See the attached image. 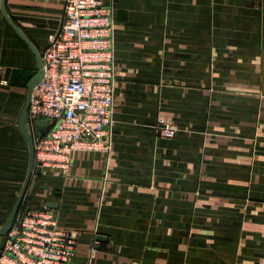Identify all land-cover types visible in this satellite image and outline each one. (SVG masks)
<instances>
[{"label": "crops", "instance_id": "1", "mask_svg": "<svg viewBox=\"0 0 264 264\" xmlns=\"http://www.w3.org/2000/svg\"><path fill=\"white\" fill-rule=\"evenodd\" d=\"M115 1L112 149L34 169L17 214L49 203L77 234L74 264H264V0ZM63 7L6 0L40 53ZM36 65L0 0V227L29 166L12 73Z\"/></svg>", "mask_w": 264, "mask_h": 264}, {"label": "built area", "instance_id": "2", "mask_svg": "<svg viewBox=\"0 0 264 264\" xmlns=\"http://www.w3.org/2000/svg\"><path fill=\"white\" fill-rule=\"evenodd\" d=\"M115 0H64L59 27L41 52L43 76L28 108L35 164L67 175L78 150L112 149L117 80ZM36 120H46L36 134ZM158 132L173 138V120L160 116ZM76 232L59 225L52 208L16 215L0 249V264H74Z\"/></svg>", "mask_w": 264, "mask_h": 264}, {"label": "water", "instance_id": "3", "mask_svg": "<svg viewBox=\"0 0 264 264\" xmlns=\"http://www.w3.org/2000/svg\"><path fill=\"white\" fill-rule=\"evenodd\" d=\"M1 9L4 17L6 18L7 22L24 38V40L27 42V44L30 46L32 51L34 52L37 60V65L34 70H13L12 78L20 77L22 78L21 83L26 86L27 88V94H26V103L25 106L21 112L20 119H19V128L22 132V134L25 136L28 145H29V166H28V172L24 181V184L22 186V189L20 191V194L17 198V201L9 214L7 220L4 222V224L0 227V249L3 248L6 235L8 231L10 230L16 215L19 211V208L21 206V203L23 201V198L25 196V193L27 191L32 173L34 169L36 170V173L41 172V165L40 163L35 164L34 159V147H33V137L30 132L29 128V116H28V108L30 104V98H31V92L34 85L40 81V79L43 76V61L41 57V53L36 48V46L32 43V41L28 38V36L21 30L19 26H17L14 21L11 19V17L8 15L6 10V0H1ZM47 125L46 120H36L35 126H36V134L39 135L43 131V128ZM46 206L50 207L51 205L49 203L45 204ZM29 209V206L25 209L27 211Z\"/></svg>", "mask_w": 264, "mask_h": 264}, {"label": "trees", "instance_id": "4", "mask_svg": "<svg viewBox=\"0 0 264 264\" xmlns=\"http://www.w3.org/2000/svg\"><path fill=\"white\" fill-rule=\"evenodd\" d=\"M30 207V206H29Z\"/></svg>", "mask_w": 264, "mask_h": 264}]
</instances>
